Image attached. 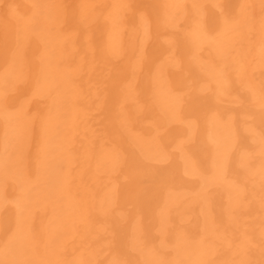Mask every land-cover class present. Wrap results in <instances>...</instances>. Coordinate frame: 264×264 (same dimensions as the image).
Returning <instances> with one entry per match:
<instances>
[{
    "label": "bare ground",
    "instance_id": "6f19581e",
    "mask_svg": "<svg viewBox=\"0 0 264 264\" xmlns=\"http://www.w3.org/2000/svg\"><path fill=\"white\" fill-rule=\"evenodd\" d=\"M3 262L264 264V0H0Z\"/></svg>",
    "mask_w": 264,
    "mask_h": 264
},
{
    "label": "rangeland",
    "instance_id": "374dc122",
    "mask_svg": "<svg viewBox=\"0 0 264 264\" xmlns=\"http://www.w3.org/2000/svg\"><path fill=\"white\" fill-rule=\"evenodd\" d=\"M66 165H67V164H66ZM66 165H65V164L62 165V163H61V165L58 164L59 171L61 172L62 175H64V174L67 173V166H66ZM62 168H63V169H62ZM65 168H66V169H65ZM65 171H66V173H65ZM2 264H4V262H3ZM5 264H6V263H5Z\"/></svg>",
    "mask_w": 264,
    "mask_h": 264
}]
</instances>
